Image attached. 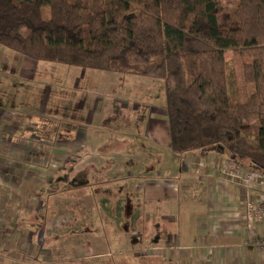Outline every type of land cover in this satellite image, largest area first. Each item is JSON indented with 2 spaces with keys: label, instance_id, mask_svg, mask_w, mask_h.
Listing matches in <instances>:
<instances>
[{
  "label": "trees",
  "instance_id": "trees-1",
  "mask_svg": "<svg viewBox=\"0 0 264 264\" xmlns=\"http://www.w3.org/2000/svg\"><path fill=\"white\" fill-rule=\"evenodd\" d=\"M229 1L230 27L224 0H0V45L121 81L158 79L174 153L221 150L264 176V0ZM254 121L252 142L241 130ZM80 177L58 191L81 196Z\"/></svg>",
  "mask_w": 264,
  "mask_h": 264
},
{
  "label": "rangeland",
  "instance_id": "rangeland-1",
  "mask_svg": "<svg viewBox=\"0 0 264 264\" xmlns=\"http://www.w3.org/2000/svg\"><path fill=\"white\" fill-rule=\"evenodd\" d=\"M221 7V10H225L221 20L226 27L235 24L233 17L232 19L228 18L233 12L231 2L224 0ZM225 19H230V21L226 22L224 21ZM1 52L16 54L14 53L15 51L0 45ZM229 56L230 53H227L226 57L228 58ZM34 62H37V65H35L34 69L31 68L32 71L27 74L23 70V73L20 74L26 78L24 81L19 82V89L23 87L26 91L24 100L27 103V107L29 103L36 106L41 105L45 111H49V116H43V113L36 115V119L32 120L35 115L31 112H25L28 110L23 108L18 109L20 111L8 110L2 108L4 105L0 104V158L6 161L19 158L21 162H25L20 158L25 157L29 160L27 165H25L26 170L31 169L33 171L31 175L32 181H19V187H23V189H20L7 184L3 180L8 171L7 167L0 170V237L3 236L7 239V237L13 235L10 239H14L10 245L2 246L6 248L5 252L7 253H0V264H119L120 260L114 259V256L99 255L96 257L93 255L91 257H83L84 255L81 256L80 254L85 252L83 248L85 243L93 249L89 248L88 252L91 254L99 250V245L97 246L96 244L98 240L100 242L101 240H110L111 242L112 240L114 242L117 240V245L120 247L127 243L126 240L130 238L131 241L134 238V240L137 239L138 243H141L137 244L135 251L138 252L137 258L147 257L143 261L152 260L159 250L155 248L156 250L152 253L151 251L153 250L150 247L153 246L150 245L149 240L152 243H158L159 240L163 239L160 231V228H163L162 224L166 226V231L171 233L176 228V223L172 220L170 222L163 221L161 224L159 218L155 220L156 216H152L141 206H139L136 213V220L133 218L128 221V208L125 204L124 194L126 192H137L140 189L138 182L127 183V187L124 185L121 190L117 187V184H112L113 182H102L100 183L101 193L99 195L85 197H68L61 194L58 188L66 183L65 179L68 180L71 175H75L76 170H82L88 163V158L83 159V161H77L79 163L70 173L71 163L78 160L81 149L86 146L87 133L93 134L102 131L99 136L109 148L106 149L108 155L111 154L109 161L119 164L118 166L122 165V178L125 182L133 180V169L136 167L134 165L142 157L143 165H139L143 167L140 170L141 172H159L165 170L168 165H173L174 162L179 165L180 159H176L178 158L177 154L171 150L169 145L170 135L166 110L163 104L164 94L161 82L155 78L138 77L127 79L124 84L120 83L119 88H108L109 82L111 83L114 80L113 75H110L113 74L112 72L85 69L58 62L38 60ZM40 66H43V68ZM1 67L8 71H14L9 66ZM82 71H85L84 77H82L84 74H80ZM100 74L104 75L100 76ZM97 78L102 82L101 84H96L95 80H98ZM114 82L118 86L119 83L116 82V79ZM4 97H7L6 93H2V95L0 93L1 103L5 101ZM106 97H113L116 101L115 105H118L121 110L117 106H115L116 112L114 109L107 111L103 107L101 108V103L105 102ZM105 105L107 106V103ZM70 111L73 112L74 115H72L75 117L72 121L69 119ZM122 128L125 129L128 136L123 135ZM69 131L73 132V134H68L67 132ZM82 133L85 135L84 137H82ZM241 133L250 141L255 142L258 134L257 122L244 123ZM109 144H111V148ZM126 152L134 154L126 156L124 155ZM228 155V153H224V156ZM243 160L247 161L244 158ZM182 163L183 160L181 159V165ZM93 164L96 165L95 161ZM94 165L91 168H95ZM115 169L113 172L117 173ZM247 170L260 176L262 174L254 168H248ZM86 173L90 175V172ZM110 173H112V170L106 172V175ZM98 174H96L97 178ZM141 176H143L142 173L137 174L140 179ZM22 177L30 180L29 176L23 175ZM24 185L26 186L24 187ZM98 191L97 184L94 183L92 192L96 194ZM114 191H124L122 195H119L116 203L110 196V193ZM30 193L33 194L31 195ZM44 196L45 198L43 199L42 197ZM104 198L109 199L108 207L103 208V211H106V215L107 210H109L112 217L116 213L120 217L116 222H118L117 231H120L121 235H117L116 231H111L113 230L112 225L106 227V232L100 237H98V231L90 232L86 229L90 227L89 223L93 215L90 212L91 205L97 202L99 204ZM140 199V196H138L137 204ZM126 202H128L131 211L134 212L132 198H129ZM139 202H142V200ZM248 202L255 203L256 201ZM78 215L82 216L79 218L77 217ZM29 216H33L32 220L35 223L26 224V218ZM151 217L152 220L149 222H143V218L145 220ZM139 218L143 223L142 228ZM249 218L252 219L251 217ZM79 220H82L85 225L83 223L79 225L77 223ZM127 222L128 226H124ZM8 223H10L9 226ZM25 224L27 227L29 226L27 229L31 231L25 229ZM70 224L74 226L76 224L79 229V231L74 232V236L71 235ZM65 230L71 238L67 240L68 244L61 247V250L63 253L67 252V254L75 251L78 256L70 259L68 254L66 260H55L54 257L57 258V256H54L53 250L56 251L60 258L63 255L58 252L59 245L52 247L50 242H55L56 239H59V236H55V232L62 233ZM84 231L85 233L81 235ZM31 234L37 241V245L33 247L40 249L41 246L43 253H45L43 259L31 257V255H35L36 251L32 250V246L25 242L31 237ZM22 235H24V240L21 239ZM41 235L43 236L45 248L42 247L39 239ZM148 235H150L149 238H147ZM49 236L52 238L44 244L50 238ZM68 245L72 246L73 250L68 251ZM50 246L52 248L51 253H49ZM84 247L86 248L87 246ZM100 248H105V245H101ZM8 253H11V255ZM133 253L122 255V257L133 260ZM137 260L138 263L143 262L139 261V259ZM148 263L153 264V262Z\"/></svg>",
  "mask_w": 264,
  "mask_h": 264
},
{
  "label": "crops",
  "instance_id": "crops-1",
  "mask_svg": "<svg viewBox=\"0 0 264 264\" xmlns=\"http://www.w3.org/2000/svg\"><path fill=\"white\" fill-rule=\"evenodd\" d=\"M14 53L16 54H8L7 52L0 53V93L1 95L2 93H6L7 95V97H4V104L0 102L1 105H4L2 108L13 111L23 108L28 110L25 112H31L35 115L33 117L43 113V116H49V111H45L41 105L36 106L35 104L32 105L29 103L27 107V103H25L24 100V93L26 91L23 87L22 89H19V82L24 81L26 78L20 74L23 73V70L26 71L27 74L29 71H32L31 68L34 69L35 65H37V62H34L36 60H29L30 58L26 59L25 56H22L17 52ZM1 66H9L14 71H8ZM40 67L43 68V66ZM84 72L85 71H82L80 73L84 74L83 76L81 75L82 77L85 76ZM103 75L104 74H100V76ZM110 75H113L114 80L111 83L109 82V85L107 86L108 88H119L120 83L124 84L127 79H130L127 78L126 80L121 81L116 75ZM115 79L116 82L119 83L118 86L115 85ZM95 82L96 84L102 83L99 79L95 80ZM115 102L116 101L113 97H106L105 102L101 103V108L103 107L104 110L108 111L112 109L113 103ZM106 103L107 106L105 105ZM72 114L73 112L70 111L69 119L71 121L75 118L73 116L74 114ZM101 132L102 131L93 134L87 133L86 146L81 149L80 154L78 155V160H76L70 168V173L79 163H77V161H83L85 158H88L89 161L82 170H76L74 173L75 175H71L69 181H72L74 177L81 173L80 178L82 180L79 184L82 189L80 191L82 197L99 195L101 193L100 183L102 182H113L112 184H117V187L120 190L124 185L126 186L127 183L131 184L133 181L138 182L140 184V189L137 192H126V194H124L125 204L128 208V221L133 218L136 220V213L138 212L139 206H141L144 207L147 212L152 214V216L155 215V220L156 218H159L161 224L163 221H175L176 228H174L171 233H168L169 231H166V226L162 224L163 228H160V231L162 232L163 239L159 240L158 243H152V241L147 239L149 240L150 245L153 246L150 248H157L159 250L157 254H155V258L152 260L143 261L147 257L137 258L138 256L136 255L138 252L135 251L137 249V244L141 243H138L137 239L134 240V238H132V241L131 238L126 240L127 243H124V245L120 247L117 245V240L116 242L113 240L112 242L110 240H101L100 242L98 240L96 244L97 246L99 245V250L91 254L88 252L91 247L85 243L84 246L87 247L85 248L83 246L85 252H81V256H114V259L117 258L120 260L121 263L119 264H150L148 262H153V264H264V221L250 219L246 211V202L259 201L264 198V176L261 175L249 186V188H245L240 184L239 177L226 174L224 168V162L231 159L243 166V170L248 168L251 169L252 167L249 165L247 166L246 160H238L230 156H224V152L221 150H214L205 154L202 151L185 152L182 155L175 153L178 157L176 159H180L179 165L177 162H174L173 165H168L165 170L159 172H141L140 170H142L143 167L139 165H143L142 157V159L134 165L136 167L133 169V180L131 182H125L122 178V165L118 166L119 164L114 162L111 163L109 161L111 154L108 155L106 152V149L109 148H107L105 142L100 138L99 134ZM122 132L123 135L128 136L124 128H122ZM67 133L73 134L71 131ZM84 136L85 135L83 134L82 137ZM109 146L111 148V144H109ZM133 154L134 153L129 152L124 153L126 156H132ZM142 156H144V154H142ZM20 158L25 162H21L19 158L16 160L14 158V160L11 161H6L3 158H0V170L7 167V177L4 176L3 180L9 185L11 184L12 186L23 189V187H19V181H32L31 175L33 174V171L31 169L26 170L25 165H27L29 160L25 157ZM181 159L184 163H182V165ZM94 161L96 165L93 164ZM93 165L95 168H91ZM114 169L117 173L113 172ZM111 170L112 173L106 175V172H110ZM85 172H90V175L89 173L85 174ZM97 173H99L98 178L96 176ZM139 173L143 174L141 179L137 177V174ZM147 173H149V175H147ZM23 175L26 177L29 176L30 180L23 178ZM16 181L18 182L15 183ZM94 183L97 184L99 190L96 194H92ZM25 186L26 185H24V187ZM123 192L124 191H114L110 193V196H112V199L116 203L119 199V195H122ZM73 193L74 192H70L64 195L74 197ZM30 194L32 195L33 193ZM138 196L141 198L139 201L142 200V202L138 201L137 204L136 200ZM42 198L44 199L45 196ZM129 198H132L133 200L134 212L131 211L128 202H126ZM108 201V198H104L100 201V206L91 205L90 212L93 213V215L89 223L90 229H88V227L86 229L90 232L98 231V237L106 232V227L109 225L113 226V230H111L112 232L116 231L117 235H121V233H119L120 231H117L118 222H116V220L120 218L117 215L118 213L112 217L109 210H107L108 216L106 215V211H103V208L108 207ZM121 210H119V212H121ZM95 211L96 213H94ZM104 216L106 217V220ZM32 217L33 216H29L26 218V224L30 223L31 225L32 223H35V221L32 220ZM150 220H152V217L145 220L143 218V222H149ZM139 221L142 223L140 218ZM9 224L10 223H8V226ZM89 224L87 225L89 226ZM127 224L128 222L124 226ZM71 225L73 224H70V226ZM142 226L143 223L141 228ZM27 228H29V226L27 227L26 225L25 229L30 230ZM77 230L79 229L77 228ZM66 232V230L62 231V233L55 232L57 236H59V239L62 240L56 239L55 242H50L52 247L59 245L58 252L60 255H63L60 258L56 251L53 250L54 256H57V258L54 257L55 260H66L68 254L70 255V259L78 256L75 251L67 254V252L63 253L61 250V247L68 244L69 242H67V240L71 238ZM84 233L85 231L82 232L81 235ZM71 235L74 236V233H71ZM23 236L24 235H22L21 239L24 238ZM32 236L33 235L31 234V237H29L27 241L25 240L28 245L32 246V250L36 251L35 255H31V257H39L43 259L45 253H43L41 246L40 249L33 247L37 245V241H35V237ZM149 236L150 235H148L147 238H149ZM10 237H7V239L3 236L0 237L1 254L7 253L5 252L6 248H3L2 246H8L13 242L14 239L11 240ZM98 237L96 238L99 239ZM51 238L52 237L48 239V242ZM131 242H133V244H131ZM259 242H262V244H259ZM101 245H105V248H100ZM51 246L49 247V253L52 251ZM68 246V251L73 250L72 246ZM43 247L45 248V246ZM132 252H134L133 260L122 257V255ZM8 254L11 255V253ZM105 258L103 259L105 260ZM137 259L143 262L138 263Z\"/></svg>",
  "mask_w": 264,
  "mask_h": 264
},
{
  "label": "built area",
  "instance_id": "built-area-1",
  "mask_svg": "<svg viewBox=\"0 0 264 264\" xmlns=\"http://www.w3.org/2000/svg\"><path fill=\"white\" fill-rule=\"evenodd\" d=\"M224 168L226 174H230L234 177L240 178V184H242L245 188H249V186L255 182V180L260 177V175L256 174L255 172L249 170H243L242 166L236 163L234 160H226L224 162ZM264 201V198L263 200ZM256 201L255 203L247 202L246 203V211L247 215L254 220L264 221V203ZM262 244V242H259ZM152 253L156 250L152 248Z\"/></svg>",
  "mask_w": 264,
  "mask_h": 264
}]
</instances>
